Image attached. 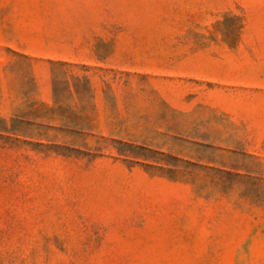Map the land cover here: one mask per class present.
Wrapping results in <instances>:
<instances>
[{
	"label": "rangeland",
	"instance_id": "rangeland-1",
	"mask_svg": "<svg viewBox=\"0 0 264 264\" xmlns=\"http://www.w3.org/2000/svg\"><path fill=\"white\" fill-rule=\"evenodd\" d=\"M0 264H264V0H0Z\"/></svg>",
	"mask_w": 264,
	"mask_h": 264
}]
</instances>
